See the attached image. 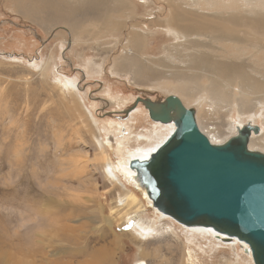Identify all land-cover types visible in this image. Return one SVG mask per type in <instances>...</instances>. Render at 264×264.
<instances>
[{"label":"rangeland","instance_id":"1","mask_svg":"<svg viewBox=\"0 0 264 264\" xmlns=\"http://www.w3.org/2000/svg\"><path fill=\"white\" fill-rule=\"evenodd\" d=\"M14 1L0 0V264H135L138 260L146 264H252L237 244L218 245L199 234L191 238L188 228L169 218L170 222H158V214L150 211L141 194L115 168L128 151L164 139L167 128L154 125L142 108L123 122L94 114L101 107L95 99L107 104L105 110L115 111L151 91L147 80L137 86L131 71L114 73L112 64L126 63L120 46L130 47L129 24L145 21L152 13L159 15L163 4L120 0L126 9L110 19L119 20L121 29L100 30L98 23L76 17L70 22L75 26L72 31L55 18L59 14L41 28L30 20L27 10L22 12L27 17L18 14ZM22 2L29 7L37 4V0ZM197 2L196 8L208 12L203 0ZM132 6L135 14L129 9ZM36 17L46 20L39 12ZM138 28L148 32L140 50L143 57L178 66L171 52H164L165 46L172 50L166 33L141 23ZM65 79H72L79 90L63 89ZM199 95L197 120L212 142H224L234 124L248 121L252 105L221 109L206 104L205 94ZM254 122L263 133L254 137L250 149L264 153V107ZM108 165L120 184L105 175ZM128 195L135 204L119 207L118 199ZM136 208L142 224L156 226L147 237H139L125 221V214ZM170 226L172 232L167 231Z\"/></svg>","mask_w":264,"mask_h":264},{"label":"bare ground","instance_id":"2","mask_svg":"<svg viewBox=\"0 0 264 264\" xmlns=\"http://www.w3.org/2000/svg\"><path fill=\"white\" fill-rule=\"evenodd\" d=\"M22 1L24 0L14 1L15 4L13 5L17 10L15 11L18 12V14L24 15L22 12L24 13V11L27 10L26 14L29 16L30 20L43 29L47 24L45 22L50 23L53 21L54 16L59 14V16H57L58 18H55L58 19L59 23L65 24L66 27H69L72 31H74L75 26L71 25L70 22L75 21L74 19L76 17L87 18L88 22L98 23L101 27H99L100 30L107 27L108 31H114V28H119L120 21H113V18L110 19L111 15L120 12L124 8L126 9V4L120 0H73V2H71L72 0H37L38 5L31 4L32 6L30 7L24 5ZM159 1L163 4V11L159 15L152 13L149 14V17L145 18V21L139 22L138 20H134L131 24H129V22L127 23L130 25L127 39H129V46L133 48L126 47L125 44L120 46L122 48L121 53H126V55H123L126 57L123 59L126 60V63L123 64L122 61H120L121 63L113 62V72L115 71L114 73H116L124 70L126 73L127 71H131L134 84L137 86H141L143 83L142 81L147 80L150 83L147 87L151 91H148L147 94L138 95L142 98H149L156 93L162 95L164 98L168 96L178 97L186 108L195 109V118L198 127V110L196 106L200 99L199 94L201 93L206 96V104L210 106L215 105L221 109L227 108L229 110L233 105H235L236 108L240 106L244 108L243 105L245 104L252 105V109L249 110V115L246 118L248 121L234 124V126L230 128L232 130L231 136H235L238 129L248 122L257 125L254 122L257 117V112L264 107V0H254V4H251L250 0H242L240 4H238L237 0H234V2L233 0H231L232 2L229 0L230 3L224 0H203L208 12H201L199 10L200 8H196V6L199 5L197 2L199 0ZM34 6H40L41 8L38 9V11ZM159 7L161 8V6ZM129 9L132 14H135L136 9L133 6ZM216 9L220 12H215L217 11ZM36 11L40 14H44L46 20H37ZM223 13L227 15V18H221ZM132 14L129 15L132 17ZM160 15H163V17L161 18ZM134 17H132V19ZM139 23L147 29L149 28L151 30L152 27L159 28L162 32L166 33L168 39L172 41V50H170L168 46H165L164 52L166 54L171 52L169 54L177 60L178 66H170L163 59L158 61L147 60L140 54V50L143 49L145 44L144 39L148 35V32L139 29ZM63 29L68 31L67 28ZM81 31L83 32L84 29ZM77 86L72 79H65L62 85L63 89L65 88L73 93L79 90ZM133 100L131 102H133ZM95 101H99V104H101V107L94 112L97 118H106L117 122H123L129 119L131 113L139 108L144 109L138 106L136 109L129 112L127 119L117 120L107 117V112H119L121 109L107 111L105 110L107 104L103 106V100L95 99ZM189 103L193 105L187 107L186 104ZM257 107H260L258 111L254 109ZM212 110L213 108L207 107V111ZM146 114L148 117L147 111ZM238 114L240 119L242 115L240 112ZM153 123L156 126L167 128L169 131L168 135L164 139H157L148 147H140L133 151H128L127 156L125 155L127 158L115 166V168L119 171L121 177L124 178L126 182L131 183L134 190L141 194V197L148 203L150 211L158 214V222L161 220L169 221L170 219L176 223L169 216L151 209V204L146 198V195L132 180L134 171L129 168L131 160H144L147 158L150 153L167 139L175 128L173 124ZM108 125L111 126V124ZM229 125L231 126V124ZM257 126L260 128L259 125ZM203 131L201 130L202 133H204ZM262 133V129L260 128L258 135L251 134L248 144L249 148H251L250 144L254 137L261 136ZM209 140L211 141V139ZM212 143L217 144L215 142ZM221 143L223 142H219L218 144ZM96 144L99 149L102 150V144L98 140H96ZM122 145L123 144L120 142L119 146L121 147ZM116 149L118 148L116 147ZM113 171L114 168L109 165L104 168V173L107 178L111 179L114 183L120 184L114 177ZM134 204L135 200L132 199L131 195L123 199H118L119 207L127 208ZM138 214H140L139 208H136L134 212L125 214V221L129 223L131 230L139 235V237H147L149 233L151 234V232L153 233L155 231L156 226L154 223L149 225L142 224L138 218ZM170 224L173 223L171 222ZM179 225L180 224H178V226ZM180 226L188 228L189 230L187 231L193 233V235L189 234L191 238L195 236L198 237L199 234V237L202 239H207L208 241L214 239L215 244L218 243V245L233 247V244H237L242 247L243 250L247 248L244 243H240L236 239L229 241L226 237L217 235L207 228ZM171 228L172 226H170L167 231L172 232ZM155 234L160 235V232H155ZM246 255L251 259L250 253ZM187 257L188 261L192 262L190 251L187 252ZM135 264L146 263L142 260H138Z\"/></svg>","mask_w":264,"mask_h":264},{"label":"water","instance_id":"3","mask_svg":"<svg viewBox=\"0 0 264 264\" xmlns=\"http://www.w3.org/2000/svg\"><path fill=\"white\" fill-rule=\"evenodd\" d=\"M143 107L153 122L173 124L167 139L144 160L130 161L132 180L151 209L186 227L236 239L253 264H264V153L248 147L260 128L248 122L221 144L199 129L195 109L176 96L136 97L107 117L125 120Z\"/></svg>","mask_w":264,"mask_h":264}]
</instances>
